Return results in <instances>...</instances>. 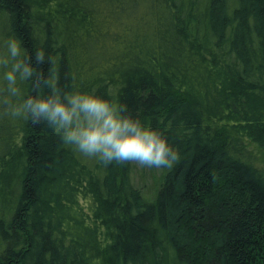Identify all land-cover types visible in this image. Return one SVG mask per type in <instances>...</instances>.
I'll list each match as a JSON object with an SVG mask.
<instances>
[{"label": "trees", "instance_id": "16d2710c", "mask_svg": "<svg viewBox=\"0 0 264 264\" xmlns=\"http://www.w3.org/2000/svg\"><path fill=\"white\" fill-rule=\"evenodd\" d=\"M54 87L164 134L150 195L25 118ZM0 264H264V0H0Z\"/></svg>", "mask_w": 264, "mask_h": 264}, {"label": "clouds", "instance_id": "9594fccd", "mask_svg": "<svg viewBox=\"0 0 264 264\" xmlns=\"http://www.w3.org/2000/svg\"><path fill=\"white\" fill-rule=\"evenodd\" d=\"M7 48L14 60L22 57L12 65L7 80L15 84L17 73L24 80L31 79L33 56L16 38L9 40ZM34 60L36 65L45 63L43 49L36 51ZM24 108L25 118L30 113L33 125L46 123L61 133L65 144L98 158L105 166L135 162L142 167L170 168L179 159L164 134L135 118L126 103L117 104L95 93L61 94L59 87H54L47 98L28 99Z\"/></svg>", "mask_w": 264, "mask_h": 264}, {"label": "rangeland", "instance_id": "374dc122", "mask_svg": "<svg viewBox=\"0 0 264 264\" xmlns=\"http://www.w3.org/2000/svg\"><path fill=\"white\" fill-rule=\"evenodd\" d=\"M252 150L254 151V149ZM132 163L135 167L132 174L134 184L140 187L145 194L150 195L161 180L162 170L154 168L155 170L150 172L148 167H142L135 162Z\"/></svg>", "mask_w": 264, "mask_h": 264}]
</instances>
